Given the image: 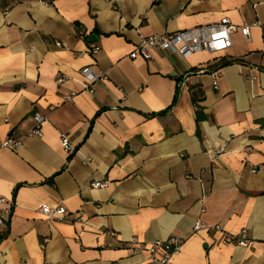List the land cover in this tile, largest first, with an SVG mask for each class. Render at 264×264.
Wrapping results in <instances>:
<instances>
[{
  "label": "crops",
  "instance_id": "crops-1",
  "mask_svg": "<svg viewBox=\"0 0 264 264\" xmlns=\"http://www.w3.org/2000/svg\"><path fill=\"white\" fill-rule=\"evenodd\" d=\"M223 18L224 51L128 56L140 36ZM87 65L102 74L92 92ZM35 113L42 136H25ZM9 136L21 145L0 148L13 203L0 264H141L172 235L170 264H264V0H0V143ZM42 204L68 215L49 220ZM197 220L220 228L193 232ZM242 230L245 245L222 241Z\"/></svg>",
  "mask_w": 264,
  "mask_h": 264
},
{
  "label": "built area",
  "instance_id": "built-area-1",
  "mask_svg": "<svg viewBox=\"0 0 264 264\" xmlns=\"http://www.w3.org/2000/svg\"><path fill=\"white\" fill-rule=\"evenodd\" d=\"M234 26L231 25L228 19L223 18L220 22L214 24H205L189 29H183L173 32H164L160 34H152L149 36H140L138 42L134 45L128 56L132 59L142 58L148 60L152 58L153 52L159 51L162 53L176 54L182 59H187L193 54L201 51L210 53L221 52L230 47L231 45V32ZM241 32L244 36L249 33V27L243 26ZM57 46L60 43H56ZM91 53H96L98 47L89 49ZM200 72L203 69H199ZM198 71V72H199ZM218 70L213 71L211 77L213 79V86L216 87V74ZM80 74L83 78L82 86L84 90L92 92L94 83H96L102 76L96 73L90 65L84 66L80 69ZM62 81V79H58ZM34 126L26 133L25 136H42V125L46 118L39 113L33 116ZM61 146L65 151L70 150L69 139L67 135L60 137ZM21 145V138L7 137L6 140L0 143V148L16 149ZM105 185L102 181H93L92 188H98ZM13 203L10 200L0 196V228L4 225L5 220L11 215ZM37 211L44 215L47 219L63 220L68 212L62 206L50 207L49 205L42 204L37 208ZM201 228L207 230H219V226L203 225L197 220L192 228L195 232ZM222 241L224 243H234L237 245H245L248 240L246 238V231L242 230L236 235H224ZM182 240L177 236H170L166 239H157L146 246L147 259L141 264H170V258L173 254L177 253L181 247ZM48 264V263H47Z\"/></svg>",
  "mask_w": 264,
  "mask_h": 264
},
{
  "label": "trees",
  "instance_id": "trees-1",
  "mask_svg": "<svg viewBox=\"0 0 264 264\" xmlns=\"http://www.w3.org/2000/svg\"><path fill=\"white\" fill-rule=\"evenodd\" d=\"M234 62H238V61H232V60H223V59H220V62H219V64H217V68H220V67H222V66H226V65H229V64H231V63H234ZM174 101V100H173ZM199 117H200V114H199V112L197 113L196 112V119H199ZM4 226V225H3ZM2 226V227H3ZM1 227V228H2ZM0 228V229H1ZM5 235V232L4 231H1L0 230V240L2 239V237Z\"/></svg>",
  "mask_w": 264,
  "mask_h": 264
},
{
  "label": "water",
  "instance_id": "water-1",
  "mask_svg": "<svg viewBox=\"0 0 264 264\" xmlns=\"http://www.w3.org/2000/svg\"><path fill=\"white\" fill-rule=\"evenodd\" d=\"M94 38H95V35L91 34V35L88 37V41H92Z\"/></svg>",
  "mask_w": 264,
  "mask_h": 264
}]
</instances>
